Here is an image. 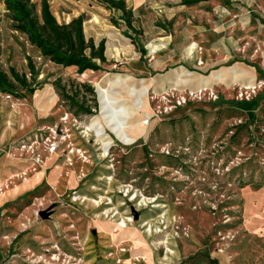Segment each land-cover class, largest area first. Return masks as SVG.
<instances>
[{"label": "rangeland", "instance_id": "obj_1", "mask_svg": "<svg viewBox=\"0 0 264 264\" xmlns=\"http://www.w3.org/2000/svg\"><path fill=\"white\" fill-rule=\"evenodd\" d=\"M31 1L40 14L42 0ZM48 1L60 24L83 15L86 38L96 44L106 42L108 61L98 62L103 71L84 74L76 67L50 62L15 29L0 0L1 68L8 74L15 69L32 82L31 59L38 72L34 94L9 101L0 92V108L9 110L1 122L0 140L8 131L14 133L12 139L0 142V165L6 157L16 158L14 147L37 135L40 139L48 127L60 124L65 113L75 112L62 89L73 93L79 90L78 83L96 91L102 112L99 115V104L85 96L90 110L98 111L85 125L102 128L103 137L86 143L73 129V140L88 152L89 163L74 156L70 165L66 156L42 149L39 165L27 157L32 169L0 177V264H134L136 258L140 264H212L209 257L219 264H264V102L256 111V122L236 134L248 116L230 103L192 101L164 112L175 100H166L167 92L176 89L180 95L186 89H200L201 81L216 72L225 81L211 79L208 86L221 101L238 100L249 83L262 84L264 0H209L194 5L180 0H125L134 12L144 55L125 35L124 22L112 23L119 16L108 7L91 0ZM209 51L212 59L207 57ZM232 68L243 76L233 81ZM181 69L190 75L178 78L176 71ZM125 76L131 80L125 82ZM257 94H264V86ZM108 105L123 110L127 131L137 129L140 137L144 135L125 146L110 134L115 139L110 158L114 171L108 159L100 158L103 144L110 141L104 139L110 133L106 132ZM24 112L35 127L20 138L17 125ZM41 170L46 171L43 183L24 190L40 181L42 174L26 178ZM123 185L146 196L148 207L119 197ZM110 197L109 208L94 202ZM132 209L138 219L120 228L119 217L129 218ZM109 210L119 217L104 218ZM43 212L49 217L44 218ZM162 216L176 221L158 235L147 234L144 224L156 223ZM173 230L175 240L167 241ZM167 242H172L176 253L170 260ZM197 254L201 255L197 260L184 262Z\"/></svg>", "mask_w": 264, "mask_h": 264}, {"label": "trees", "instance_id": "obj_2", "mask_svg": "<svg viewBox=\"0 0 264 264\" xmlns=\"http://www.w3.org/2000/svg\"><path fill=\"white\" fill-rule=\"evenodd\" d=\"M2 1L10 14L15 29L27 37L28 41L41 53L42 57L64 68L76 67L80 74H84L88 71H103L99 63L104 65L108 61L106 56V42L102 40L99 44H96L93 39L86 38L83 15L73 19L69 23L60 24L52 12L48 0H42L40 14L37 13L36 5L32 3L31 0ZM91 1H97L114 11L119 17L117 20L112 19V23L115 26H120L119 20L123 21L127 28L125 35L133 40L134 45L143 55L146 53L145 46L139 40L141 33L137 31L134 26V12L128 7L125 0ZM180 1L184 5H194L209 0ZM224 1L227 3L231 2V0ZM253 66L259 71L256 65ZM29 69L33 77L32 82L29 81L27 75L20 74L15 69H11V73L8 74L0 66V92L11 94L17 99L26 98L27 94H34L36 91L34 82H36L38 72L31 59L29 60ZM259 73L263 76L261 71H259ZM78 85L79 90L75 88L73 93H70L64 87L62 89L63 98L71 107L76 109L75 112H73L76 115L87 114L91 116V107L87 106L86 97L90 96L95 100L94 103L98 102L96 91L87 84L80 86L78 83ZM82 88L84 91H82ZM80 95H82L81 100L79 99ZM263 102L264 94H259L250 101H221L220 99L217 104L230 103L237 110L247 114V122L245 125H239L237 127L236 134L243 130L248 123L254 124L256 122V111ZM200 257L201 255L197 254L184 262L190 263ZM208 260L212 264H219L217 259L209 257Z\"/></svg>", "mask_w": 264, "mask_h": 264}, {"label": "built area", "instance_id": "obj_3", "mask_svg": "<svg viewBox=\"0 0 264 264\" xmlns=\"http://www.w3.org/2000/svg\"><path fill=\"white\" fill-rule=\"evenodd\" d=\"M201 50L202 49H200V51ZM262 86H264V81L262 82V84H250V85L244 86L242 91L240 92V97L238 98V100L239 101H244V100L250 101L251 99H253L254 97L258 95L257 92L262 88ZM178 93L179 92L175 89L165 94L166 100L170 101L168 97H173L175 99L172 106L165 107L164 109L165 113H168V114L172 113L175 109L179 107H183L192 101L201 102L204 100H208V101L218 102L220 100L219 96L216 94L214 89L210 88L209 86H203L197 90L186 89L184 92H181L180 95ZM4 96L9 101L13 99V95L11 94L4 93ZM96 103L99 104V108H100L99 115H100L102 112L101 104L99 102H96ZM114 111L112 113L115 117H116V114L118 115L124 114V113H118V112L115 113ZM122 111L123 110H121L120 112ZM97 113H98L97 109H93V108L91 110V116H88L87 114L75 115L73 114V112L72 113L67 112L64 114L63 117H61L60 124L47 128V131H46L47 133L45 136H42L39 139L37 135L34 137V139H31L29 143H27V141H24L17 146V150L23 155H27L29 158H32L34 160V165H39L42 149H44L45 152L51 155L60 154L61 156H66L68 158V162L70 163V165H74V160H73L74 156L79 157L85 163H89L90 157L88 156V152L83 150L82 148H79L75 144L73 140L74 135L72 132H73V129H75L78 132V135L80 136V138L84 140L86 143H90L93 141L95 142L97 135H98L97 133H99L98 126L91 125L90 123H88L87 125L85 124L89 118L98 116ZM151 119L152 117L147 118L146 122L150 123ZM106 132H110L109 134H112L114 138L116 137V135L112 131L108 130ZM116 140L119 141L118 138H116ZM113 146H114V143L112 146L108 148L107 152L105 153V156H103L102 158L104 159L111 158L112 156L111 150ZM23 175H26V173H24ZM133 192L134 191L131 189L130 191L126 190L125 192H120L119 194H121L125 199L129 200V202L133 203L135 202L134 198L136 197L135 193ZM39 206L40 207L44 206V203L42 202L39 203ZM134 220H135L134 216L131 212V216L127 218L126 220L122 219L121 221H119L118 226L120 228H126L127 222H131ZM133 263L140 264L141 261L139 258H136L134 259Z\"/></svg>", "mask_w": 264, "mask_h": 264}, {"label": "bare ground", "instance_id": "obj_4", "mask_svg": "<svg viewBox=\"0 0 264 264\" xmlns=\"http://www.w3.org/2000/svg\"><path fill=\"white\" fill-rule=\"evenodd\" d=\"M229 71H230L231 78H232L233 81H236L237 79H239L240 77L243 76V74L239 73L235 68H232ZM176 73H177V77L178 78H182L186 74L187 75H190L187 72H185L184 69L178 70V71H176ZM95 79H97V78H95ZM211 79H213L215 81H219V82H224L225 81L224 77L222 76V73L221 72H216V73H214L211 76V78H208L206 80H202L201 83L204 84V86H208L209 85V81ZM129 80H131V77L130 76H125L124 77V81L125 82H127ZM249 84H251V83H249ZM99 96L100 97H103L101 94H99ZM107 109H108V114L106 115V117L108 118V124L110 126L109 127V130L112 131L116 135L115 139L118 138L119 141L121 143H123L125 146H130V145L135 144L139 139H141L144 136L143 135V136L140 137L139 136V133L137 132V129H131L130 131H127L126 130L127 120L126 119H123V115L122 114H120V115L116 114V117L113 115L112 112L114 110H115L114 111L115 113L116 112L121 113L120 111L122 109L117 110L116 108H112L109 105L107 106ZM145 124H147L146 121H145ZM100 129H102V128H99V133H97L98 134L97 135V138L103 137L102 132H100ZM104 139L105 140L110 139V141H108V142H106V143L103 144L104 146L100 150V151H102V153L100 152L101 158L103 156H105V153L107 152L108 148L110 146H112L113 143H115L114 142V138L112 136H110V134H107ZM102 159H104V158H102ZM106 162L110 165L109 166L110 171L111 170L114 171V166L112 165V160L111 159H108ZM131 189L134 191L133 193H135V195H136V197L134 198V201L136 202L137 207L147 206L150 203L149 200H148V198L146 196H144L140 191H137V190H135L134 187L128 186V185L127 186L126 185H123L122 188H120V190L118 191V196H119V193L120 192H125L126 190L130 191ZM0 191H2V190H0ZM110 198L111 199L108 198L107 200H104V202L106 201L105 202V205L108 208L110 206H113V205H110L111 204L110 202L113 200V197H110ZM102 199H105V198L97 199L96 201H94L95 204L97 206H100V205L104 204V202H103ZM72 200H73V202H77L78 201V199L75 198V197ZM122 200H123L122 201L123 204L124 205H127V204H125V201H124L123 198H122ZM153 202H155V201H153ZM155 205H157V202L155 203ZM111 211L112 210H109V212L108 211H104V218L109 219V218L119 217V214L115 210H114V212L113 211L111 212ZM126 218H127L126 216L125 217L121 216V217H119V221H121L122 219L123 220H126ZM175 221H176L175 220V217L174 218L172 217V218H167L166 219L165 216H162L161 219H160V221L157 220L156 223L155 222H152V221L150 223L149 222L145 223L144 224V229H145V232L147 234H149V235H151L152 233H155L156 235H158L162 231V229H168L170 226H172L174 224ZM176 235H177L176 231L173 230L168 235V240L167 241H173V240H175V236ZM171 243L172 242H170V243L167 242V255H166V259L167 260H170V259L175 258V254H176V253L173 252V249L171 248ZM172 247H173V245H172ZM56 258H57V255L53 259H56Z\"/></svg>", "mask_w": 264, "mask_h": 264}, {"label": "crops", "instance_id": "obj_5", "mask_svg": "<svg viewBox=\"0 0 264 264\" xmlns=\"http://www.w3.org/2000/svg\"><path fill=\"white\" fill-rule=\"evenodd\" d=\"M207 57H209V59L211 58L212 59V51H209L208 54H207ZM254 67V66H253ZM25 113V112H24ZM3 114V115H2ZM27 113H25V116L22 117V121H20V123H18V128L20 127L21 129V133L19 134L20 138H23L25 137L35 126H32V122L31 121L32 119L26 115ZM9 115V110H2L0 108V134L2 133V128H3V124H4V120H5V117ZM1 122L3 123L1 125ZM31 122V123H30ZM27 124V127L28 129L26 130V128H24V124ZM19 124H22L21 126ZM23 129V130H22ZM17 131H15L16 133ZM1 136V135H0ZM12 136H14V133L11 132V131H8L7 132V135L4 139H1L0 142L4 143L6 140H8L9 138L12 139ZM14 152L15 154H17V156H15L16 158L14 159H9L6 157V159H3L2 162H1V165H0V177H3L5 175H16L15 173L17 172H20V171H24V170H27V169H32V166H33V162L30 161V159H28L29 157L27 155H23L22 153H20L18 150H17V147H14ZM28 157V158H27ZM53 161L54 160H49V163H48V166L49 164H53ZM39 174H42L41 175V178H40V181L37 183V184H32L30 188L28 189H24V190H31V189H35L37 188L38 186H40L43 181H44V178L46 176V171L45 170H41L39 173H36V174H32L31 176H29V178H26V179H29V180H33L37 175ZM17 177H20L17 176ZM23 184V183H22Z\"/></svg>", "mask_w": 264, "mask_h": 264}, {"label": "water", "instance_id": "obj_6", "mask_svg": "<svg viewBox=\"0 0 264 264\" xmlns=\"http://www.w3.org/2000/svg\"><path fill=\"white\" fill-rule=\"evenodd\" d=\"M132 212H133V216L135 217V220H137L139 214H138L134 209H132ZM42 216H43L44 218H48V217H49V214H47L46 212H43V213H42Z\"/></svg>", "mask_w": 264, "mask_h": 264}]
</instances>
